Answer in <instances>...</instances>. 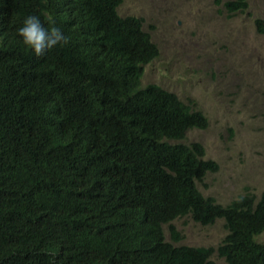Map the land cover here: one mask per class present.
Returning <instances> with one entry per match:
<instances>
[{
	"label": "trees",
	"instance_id": "1",
	"mask_svg": "<svg viewBox=\"0 0 264 264\" xmlns=\"http://www.w3.org/2000/svg\"><path fill=\"white\" fill-rule=\"evenodd\" d=\"M121 2L0 0V264H218L214 252L264 264V190L225 204L201 191L217 163L184 138L208 119L139 85L159 50ZM223 6L242 12L248 0ZM30 13L53 17L70 43L35 56L15 31ZM254 26L264 33V17ZM184 215L223 219L221 242L166 241L162 224Z\"/></svg>",
	"mask_w": 264,
	"mask_h": 264
},
{
	"label": "rangeland",
	"instance_id": "2",
	"mask_svg": "<svg viewBox=\"0 0 264 264\" xmlns=\"http://www.w3.org/2000/svg\"><path fill=\"white\" fill-rule=\"evenodd\" d=\"M224 1L122 0L118 12L141 16L159 50L144 65L141 84H159L207 117V126L190 128L184 141L200 142L204 157L216 161L198 186L225 204L264 190V33L254 26L264 17V0H248L233 14ZM174 223L183 234L179 243L191 246L216 247L226 232L223 219L203 225L183 216Z\"/></svg>",
	"mask_w": 264,
	"mask_h": 264
},
{
	"label": "clouds",
	"instance_id": "3",
	"mask_svg": "<svg viewBox=\"0 0 264 264\" xmlns=\"http://www.w3.org/2000/svg\"><path fill=\"white\" fill-rule=\"evenodd\" d=\"M1 13L2 10L0 8V26H1ZM15 31H16V35L19 37V39L25 45V47L27 49H30L32 53L37 57L45 55L47 51L57 46L68 45L71 39L70 36L67 35L63 31V29L55 23L53 17L48 16L47 22H45L44 20H42L39 14H35V13H30L25 15L19 26L16 27ZM143 72H144V66H143ZM142 75L140 76L139 85L141 87H145L146 85L151 84L148 83L146 85H142L141 84ZM184 216H189V215H184ZM176 218L179 217H175L170 221V223L162 224L164 238L166 241L172 243L173 245H183L185 243H179V241L183 238V234L176 228V225L174 223V220ZM169 224H173L175 229L180 233L181 235L180 239L173 238V234L170 231ZM166 229H167V233H166Z\"/></svg>",
	"mask_w": 264,
	"mask_h": 264
}]
</instances>
